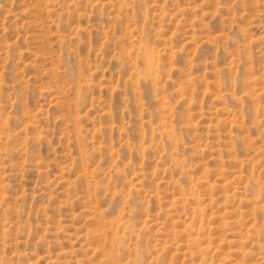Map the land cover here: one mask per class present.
Instances as JSON below:
<instances>
[{
  "label": "rangeland",
  "instance_id": "rangeland-1",
  "mask_svg": "<svg viewBox=\"0 0 264 264\" xmlns=\"http://www.w3.org/2000/svg\"><path fill=\"white\" fill-rule=\"evenodd\" d=\"M0 264H264V0H0Z\"/></svg>",
  "mask_w": 264,
  "mask_h": 264
}]
</instances>
